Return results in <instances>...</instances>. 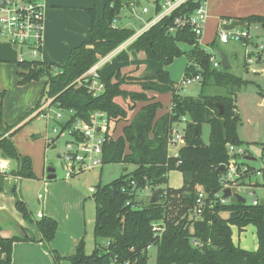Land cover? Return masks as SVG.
Segmentation results:
<instances>
[{"label": "trees", "instance_id": "16d2710c", "mask_svg": "<svg viewBox=\"0 0 264 264\" xmlns=\"http://www.w3.org/2000/svg\"><path fill=\"white\" fill-rule=\"evenodd\" d=\"M196 4L192 0L183 3L170 15L135 36L115 56L118 61H127L128 53L134 51L140 58L156 61L159 66L154 74L140 76L138 65L119 67L108 75L99 70L104 88L97 95L74 81L135 34L133 28L117 24L122 7H129L130 2L122 5L119 0H102L99 15L94 7L86 8L90 18L89 38L71 48L62 65L37 59L17 61L23 69L18 72L19 84L45 79L40 101L28 114V120L37 116L31 114L47 98H52L51 103L56 107L71 109V120H88L92 112L104 111L108 117V129L103 163L134 166L132 171L122 173L109 183L97 184L92 195L95 203L94 248L86 254L82 239L75 253L67 257L71 264H111L114 259L117 262L147 264L149 245L156 246L155 264H264V205L247 204L233 198L227 203L218 202L205 207L199 216L191 213L197 192L194 186H199L207 194L206 200L216 198L224 170L218 174L215 170L228 161L227 144L242 143L236 134L239 117L233 93L217 92V89L228 85L238 86L241 79L212 67L210 52L199 45L189 26L168 31L176 16L191 12ZM158 9L156 7V11ZM239 19L247 25H260L264 30L263 15ZM181 42L193 47L184 52L178 46ZM208 44L215 46L216 38ZM257 45L255 43L254 46ZM183 53L188 59L184 74L200 75L199 100L181 95L178 83L164 68ZM258 56L264 59V49ZM209 88L215 92L206 93ZM163 93L171 94L170 110L157 116L162 103L156 98ZM2 95L0 93V115ZM137 103L142 105L134 111ZM217 105L222 106L221 113ZM207 109L212 111L208 118L205 115ZM181 116L187 118L185 144L179 147L178 158L168 157V131ZM26 122L4 129L0 125V130L3 129L0 154L17 163L16 169L8 173L21 178H35L30 158L21 155L12 141L13 134ZM119 122L124 125L121 134L114 138L112 135ZM203 122L209 124L208 143H204L200 136ZM172 170L182 174L192 172V182L188 183L183 177L182 187L167 186L166 177ZM256 170L261 172V183L255 184L264 186V167L255 169L248 166L246 175L250 178ZM6 175V172H0V192ZM131 181H134V187ZM147 187L153 191L159 189L157 201L138 207L136 192ZM176 205L180 206L175 211L172 206ZM16 208L24 219L30 220V212L22 200L17 199ZM154 221L165 223L160 238L153 236L151 224ZM35 224L42 240L48 242L53 238L57 227L53 218L41 217ZM249 225L253 226L257 238L255 249L240 247L232 239V227L241 231ZM20 239L18 236L0 235V251L4 253L0 264H10L12 245ZM53 254L55 264H59L60 256Z\"/></svg>", "mask_w": 264, "mask_h": 264}, {"label": "crops", "instance_id": "0c3cea01", "mask_svg": "<svg viewBox=\"0 0 264 264\" xmlns=\"http://www.w3.org/2000/svg\"><path fill=\"white\" fill-rule=\"evenodd\" d=\"M90 7H94L99 15L102 9V0H46L43 15V40L39 52L33 57L46 63L62 65L66 61L70 49L89 38L90 18L85 9ZM249 15L264 16V0H207V19L199 44H208L215 38L216 42H219L215 33L221 19H227L230 27H244L247 26V23L239 18ZM119 17L118 21L122 20V16ZM149 18V15L145 18H139L138 24H136L139 25L137 26L139 28H133L135 34L131 39L148 27L146 23ZM128 42L127 40L105 57V62L100 67L102 74L108 75L119 67H133L139 63L147 62L134 51L128 53L129 59L127 61L116 59V54L125 49ZM13 46L0 39V91L4 92L3 124L13 123L19 117L25 116L39 103L41 95L38 81L33 80L26 84L18 83L17 72L19 67L17 61L22 57V51L21 47L15 48ZM105 67L109 73L105 74ZM143 73L139 75L143 76ZM158 95L160 96V94ZM158 95L156 100H159ZM170 100L169 104L165 106L159 100L162 107L157 111V116L170 110ZM43 102L44 100L40 102L39 106H42ZM211 113L212 111L207 109L206 118ZM41 119L44 118L39 115L35 117V120ZM26 120V123L32 121V119H25L24 121ZM49 122L45 119L46 125ZM46 125L41 130H34L31 126L29 130L22 129L12 136L18 152L30 158L35 178H21L18 175L8 173L16 169L17 163L14 159L5 158L0 154V172L7 173L0 192V235L21 238L12 245L10 264H55L53 253L60 256L59 264H71L67 257L75 253L76 246L82 239L85 244L84 252L90 254L86 250V246L89 221L87 207H91V205L87 204L86 206V202L91 200L95 209L92 196L95 188L87 186L86 181L83 182L74 176L56 179L55 174L53 179L46 178L47 168L53 167L52 164H48L46 151L49 147H55V143L47 144L46 138L52 135ZM245 156L251 157L250 160L256 159L250 154ZM57 158H59V154H57ZM258 176L261 178L260 175ZM253 178L254 181H251L255 184L258 180L255 179L256 177ZM23 180H26L27 184L28 182L36 184V195L32 196L28 192V186ZM255 186L257 185L255 184ZM38 194H42V197L38 198ZM17 199L22 200L28 208L31 215L30 220L24 219L17 210ZM37 212H41L42 217H50L57 222L54 236L48 242L42 240L41 233L36 227L35 222L40 219L36 217ZM232 239L235 244L247 248L240 245V239L234 240L233 227ZM256 247L257 243L252 249ZM0 258H4V253L1 251Z\"/></svg>", "mask_w": 264, "mask_h": 264}, {"label": "built area", "instance_id": "2783aa9c", "mask_svg": "<svg viewBox=\"0 0 264 264\" xmlns=\"http://www.w3.org/2000/svg\"><path fill=\"white\" fill-rule=\"evenodd\" d=\"M190 0H157L153 1V14L147 21V26L156 23L164 16L170 15L176 8ZM196 1V7L188 13L178 15L174 19V24L169 27V32H174L178 28L189 26L193 31L197 42L203 35L204 27L207 19V0ZM132 1L130 5H134ZM46 0H0V39L15 45L17 48L26 49L35 56L42 44L44 33V10ZM156 7L159 9L156 11ZM147 7H142V13H147ZM256 24L244 27H230L227 19H221L216 27V36L220 43L229 41L242 42L245 46L251 42L250 28H256ZM147 27V28H148ZM146 28V29H147ZM132 40V39H131ZM264 49V43L258 44L252 51L249 50L248 56L253 57L255 61ZM210 62L213 68H219L221 63L215 59V54L210 53ZM106 57V56H105ZM105 57L101 58L97 63L91 66L86 72L78 77L74 83L76 85H84L93 95L100 93L104 86L100 81L99 70L105 62ZM21 57L19 60H23ZM32 60V59H30ZM200 75H192L181 77L177 82L179 91L188 83L200 80ZM52 98L44 100L43 105L37 107L31 115H39L47 121H53L50 134L46 141L48 145L56 143L60 136H68L65 140V150L59 154L64 169V177L69 178L77 174L92 170L103 165V146L107 139L108 117L104 111H94L90 114L88 120L74 119L71 120L73 111L71 109H62L51 103ZM185 116H181L180 120L174 122L167 135V155L168 157L178 158L179 147L185 144ZM183 124V126H179ZM114 134V133H113ZM114 137V135H112ZM116 138V137H114ZM227 153L229 155L226 162L224 173L220 178V190L215 194L214 199H207V194L199 189L196 192L195 202L191 209V213L199 216L205 207H212L215 203H227L228 198L222 197V190L226 187L230 188L231 193L242 192L253 194L255 184L251 181V177L246 175L248 167L244 162H240L244 158L245 151L241 145L227 144ZM179 162V161H178ZM256 175L261 176V172L256 170ZM130 184L134 187V181ZM248 190V191H247ZM42 194H38L41 198ZM232 197V196H231ZM233 198V197H232ZM245 201V200H244ZM260 199L254 196L250 204L257 205ZM128 204V202H127ZM37 218L42 217L41 212H37ZM153 236L160 238L165 230V223L162 221H154L151 224ZM195 244V243H194ZM152 245L147 246V249ZM111 264H132L129 261L117 262L115 259Z\"/></svg>", "mask_w": 264, "mask_h": 264}, {"label": "rangeland", "instance_id": "374dc122", "mask_svg": "<svg viewBox=\"0 0 264 264\" xmlns=\"http://www.w3.org/2000/svg\"><path fill=\"white\" fill-rule=\"evenodd\" d=\"M147 7L149 12L147 14L142 13V7ZM153 2L152 0H140L138 4L130 5L129 7L123 6L121 9L122 20H119L117 22L120 26H126L130 28H139L136 25L138 24L137 21H139V18H145L148 15L151 16L153 14ZM250 35L251 36V42L249 45L245 46L242 42L237 41H229L227 43H220L216 42L215 46H210L209 44H199L202 48L206 49L210 53L212 52L215 54V59L220 62V58L218 56V52L222 51L229 61L230 67L228 69H223L221 66L217 68L218 71H227L230 74L238 77L241 79V83H238L237 85L233 86H226L224 88L217 89V92H232V97L234 99L236 110L238 112L239 121L237 123L236 127V134L239 137V139L242 141L241 146L245 151V155H252L256 159L255 160H248L241 158L240 162H244L245 164H248L255 169H259L260 167H264V59L255 61L253 57L250 58L248 56L249 50L252 51V49L255 48V43L260 44L264 43V30L260 25H257L256 28L251 27L250 28ZM212 36V35H211ZM132 38V37H131ZM131 38L128 40L131 41ZM180 49H182L184 52H188L193 45H190L188 43L181 42L178 44ZM20 50V49H19ZM21 56L25 60H30L31 58L37 59L36 57H33L32 53H29L26 51V49L21 48ZM39 60V59H37ZM188 59L186 56V53H183L182 55L175 57L173 61L169 64L164 66V68L169 72V76L172 80L175 82H178L181 77H185L187 75L184 74V68L187 65ZM139 70L140 73H143V76H151L155 73V71L158 68V63L153 60H147L146 63H139ZM19 67V66H18ZM23 69L19 67V71H22ZM105 74L109 73L107 72V69L105 67ZM18 71V72H19ZM17 72V74H18ZM150 73V75H148ZM19 77V75H18ZM44 80V81H43ZM38 81V86L41 89L44 87L45 79L41 78ZM200 85L201 81L197 80L191 83H188L185 85L181 90V95H187L194 97L195 99L199 100V91H200ZM206 93H213L215 92L213 88H209L205 91ZM0 93H3L2 95V106H1V115H0V125L4 129L10 125H13L15 123L20 122L19 124L24 123L23 120L28 119V114L31 112L34 107L29 110L25 116L19 117L15 122L13 123H6L3 124L2 122V111H3V98H4V92L0 91ZM158 99L162 101V103L165 105L169 104L170 100V93H163L158 95ZM142 103H137L136 108L134 111H136ZM22 121V122H21ZM54 124L53 121H50L49 124L46 125L45 119L41 120H35V118L32 119V121L25 123L19 128L15 133L20 132L22 129L29 130L31 126H33L34 130H41L42 127L47 126L49 133L51 132V126ZM124 125L123 122H119L116 128V131L114 132V137H117L119 134H121V127ZM183 126V124L179 125ZM1 128V130H3ZM0 130V133H1ZM13 134V136L15 135ZM201 140L204 143H208L209 139V124L207 122H203L201 124ZM68 139V136H60L56 143L55 147H49L46 151L47 157H48V164H52L53 168L55 169L56 179H60L64 177V169L62 162L59 158H57V154L62 153L65 150V140ZM13 141V139H12ZM14 143V142H13ZM134 169V166L132 164H125V163H106L102 165V167H96L89 171H84L79 174H77L76 179H80L83 182L86 181L87 186H93L96 188L98 182L101 184H106L111 182L112 180L118 178L122 173L130 172ZM258 180L257 182H260L261 178L254 174L252 176L251 180L254 181V178ZM167 186L173 187V188H179L184 185V179L182 176V173L178 170H172L169 171L167 174ZM24 183H26V180H23ZM26 181V182H25ZM27 184V183H26ZM28 192L34 196L37 193V186L35 183L28 182ZM195 189H200L199 186L195 185ZM248 191V190H247ZM153 194V190L151 187H147L144 189H140L136 192L135 200L137 201V206L142 207L146 205L151 195ZM242 196L247 204H249L254 196L259 198L260 200H264V186L257 185L253 188V194L249 192H242ZM92 199V198H91ZM233 198L230 196L227 199V202L232 201ZM36 204V202H35ZM87 204L91 205V207H87V216H88V224H87V246L86 250L89 251V253L92 252L94 248V236H93V227H94V218H95V209L92 205V202H86ZM179 204V203H178ZM180 205L172 206L173 208L178 209ZM32 210V209H31ZM173 211L171 210L170 213ZM223 215H226L225 213ZM233 234H234V240L238 241L240 239V245H243L247 247L248 249H252L255 243H257V238H255V233L252 225H249L242 229L241 231H238L235 227H233ZM103 244L102 240H98ZM88 254V253H87ZM156 260V246L152 245L148 249V258H147V264H155Z\"/></svg>", "mask_w": 264, "mask_h": 264}, {"label": "water", "instance_id": "95a60500", "mask_svg": "<svg viewBox=\"0 0 264 264\" xmlns=\"http://www.w3.org/2000/svg\"><path fill=\"white\" fill-rule=\"evenodd\" d=\"M119 1L122 3V5H126L127 3L132 2V1H133L135 4H138L140 0H119ZM119 18H120V17H118V19H119ZM13 47L16 48L15 45H14ZM218 56H219V58H220L221 67H222L223 69H228V68L230 67V64H229V61H228V59H227V56H226L222 51H219V52H218ZM217 106L219 107V112L221 113V111H222V106H221V105H217ZM188 119H189V117H188ZM245 159H249V160H250L251 157H249V156H245ZM224 168H225V165H224V164L219 165V166L216 168L215 173L218 174L220 171L224 170ZM183 177H184V179H185L188 183H191V182H192V172H185V173H183ZM46 178H47V179H53V178H55V169H54L53 167H48V168H47V175H46ZM158 192H159V189H155V190L153 191V194L151 195L150 200H149L150 203H154V202L157 201V195H158ZM230 196H232L234 199H236V200H238V201H241V202L244 201L243 196L240 195L239 193H237V192H232V193H231L230 188H228V187L224 188V189L222 190V197L226 199V198H228V197H230ZM260 205H264V200H263V199L260 201Z\"/></svg>", "mask_w": 264, "mask_h": 264}]
</instances>
